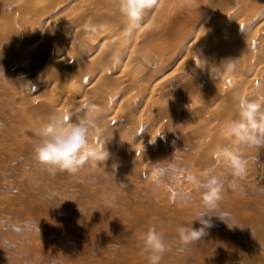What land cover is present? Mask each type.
<instances>
[{
    "label": "rangeland",
    "instance_id": "374dc122",
    "mask_svg": "<svg viewBox=\"0 0 264 264\" xmlns=\"http://www.w3.org/2000/svg\"><path fill=\"white\" fill-rule=\"evenodd\" d=\"M205 1L201 10L205 12L198 13L199 23L191 19L194 17L181 4L168 11L164 35L169 39L179 32H193L189 40L192 43L205 15H212L217 9L227 13L234 0ZM241 1L245 5L255 2ZM10 3L12 0H0V13ZM75 11L72 3L59 4L44 20L34 19L29 24L23 23L26 20L23 14L14 10L8 22L0 17V23L17 24L16 37H24L22 43H26L32 27L39 21L38 34L28 42L33 46L41 42L45 24L54 23L55 31L71 28ZM249 12L242 7L236 17ZM104 24L103 19L90 22V35L93 27L100 30ZM155 26L163 28L162 23ZM204 26L207 42L210 29ZM260 40L255 45L259 56L264 53V33ZM208 41L211 44V39ZM174 50L177 48L173 53ZM23 52L12 49L5 59L0 56V264H149L147 257L140 254L138 243L148 227H155L169 244L160 264H264V148L243 149L246 173L237 179L234 190L225 184L223 199L210 211L215 216L205 217L211 220L212 227L206 229L204 238L181 252L176 232L180 225L201 227L195 220L199 218L197 213L206 209L193 178L217 163L213 159L216 145L228 142L227 139L223 142L221 136L224 122L236 115L231 96L243 94L255 98L256 94H264V57L249 77L238 72L228 74L229 84L239 91L232 89L233 94L223 97L203 91V103L218 105L222 113L195 112L197 108L189 100L196 79L182 87L185 94L182 103L189 104L186 105L189 109L195 108L193 112L190 114L188 110V116L184 114L182 120L176 118L162 129L156 126L159 130L155 129L151 120L142 118L138 132L125 130L121 118L109 123L105 116L112 111L104 112L99 119L101 129L139 145L141 153L136 159L142 170L128 169L120 163L121 157L109 152L108 159L97 167L85 165L75 174L59 171L53 174L33 154L35 130L50 116L35 112L33 105L50 97L52 85L40 71L33 70L34 65L26 61ZM122 54L125 62L127 52ZM183 57L180 53L158 80L168 82L175 77L174 70ZM67 69L59 67L57 73L63 75ZM137 72L144 75L145 70L139 68ZM86 100L95 103L92 92L86 95ZM80 105L70 102L68 107L74 113ZM156 144L162 145L160 150L153 148ZM217 174L226 181L232 179L222 164L217 166Z\"/></svg>",
    "mask_w": 264,
    "mask_h": 264
},
{
    "label": "bare ground",
    "instance_id": "6f19581e",
    "mask_svg": "<svg viewBox=\"0 0 264 264\" xmlns=\"http://www.w3.org/2000/svg\"><path fill=\"white\" fill-rule=\"evenodd\" d=\"M12 2L10 7L0 13L1 19L6 22L13 17L14 10L23 14L26 19L23 23L29 21V24L34 19L44 20L59 4L72 3L74 11L76 10L71 17L73 23L71 28L67 31H55L54 23L45 24L41 31V42L33 46H29L28 42L33 35L38 34L39 21L38 23L35 21L36 26L32 24L35 27H32L31 36H28L26 43H22L25 41H22L24 37H16L17 24L13 22L11 26H5L4 23H0V56L5 59L11 54L12 49L23 50L26 61L34 65L33 70L36 68L41 76L50 80L52 85L50 97L33 105L35 112L46 115L70 114L72 113V109L68 107L70 102L81 105L88 103L86 95L92 92L98 107L96 115L99 119L104 112L109 113L111 110V115L105 116L107 122L113 123L121 118L125 130L133 129L138 132L142 118L145 121L151 120L154 127L162 129L170 121L187 115L188 112L191 114L190 111L195 109H189V104H186L188 106L183 104L185 94L182 91V87L193 79H196V87L189 101L192 107L197 108L195 112L198 115L209 112L218 114L220 111L222 113V108L216 104L210 105L209 102L204 104L203 91H211L218 97L233 94L232 89L239 91V88H233L229 84L228 74H219L221 69L218 66L221 62L226 59L235 60L237 66L235 72L246 77L254 73L263 62L264 53L261 56L257 55L255 45L261 43L260 35L264 33L262 7L264 0H255L254 4L250 5H245L241 0H234L229 5L230 8L227 6V13L217 9L212 15H205L203 25L197 29V36L192 43H189L190 34H193L190 31V34L187 31L189 35L179 32L169 39L164 35V23H167L169 18L167 13L179 8L181 4L194 17L191 19H196L197 22L198 13L202 15L205 12H201L205 0H153L141 21L138 29L141 31L137 30L138 34L132 33L130 36L124 33V18L119 13L118 0H12ZM242 7H246L250 12L236 17ZM95 19H103L105 24L90 35L89 29L92 28L90 22ZM161 23L163 28L158 26L157 29L155 24ZM205 24L210 29L207 38L211 39V44L207 38L205 42L203 36L206 32L203 30ZM147 31L149 34L145 33ZM144 43L147 46L143 47ZM96 45L97 48L94 47ZM174 48H177L176 52L174 50L175 53L172 52ZM123 52H127L128 55L125 62L122 61L125 58ZM180 53H183L184 57L174 70L175 77L168 82L165 81L166 83L159 81L158 76L168 70V66ZM59 67L69 69L63 75H59L57 73ZM139 68L145 70L144 75L137 72ZM109 99L112 100L111 107L108 106ZM156 127L155 129L159 130ZM101 128L95 140L106 145L111 154L121 157L124 162L120 163H124L128 169L132 167L133 170H142L143 166L136 159L141 153L139 145L118 135L110 136ZM221 137L223 142L227 139L223 135ZM160 146L162 145L156 144L153 148L160 150Z\"/></svg>",
    "mask_w": 264,
    "mask_h": 264
},
{
    "label": "clouds",
    "instance_id": "9594fccd",
    "mask_svg": "<svg viewBox=\"0 0 264 264\" xmlns=\"http://www.w3.org/2000/svg\"><path fill=\"white\" fill-rule=\"evenodd\" d=\"M152 3L153 0H118L119 13L124 18L125 35L130 36L139 29ZM236 67L235 60L226 59L218 66L221 69L219 74L233 73ZM234 102L236 115L227 119L222 128L228 142L216 145L213 152V159L217 163L204 170L200 177L193 178L206 211L197 213L199 218L195 221L201 227H193V224L177 227L181 252L204 238L206 229L212 227L211 220L205 217L215 216L210 211L216 209L223 199L225 184L234 190L237 179L245 175L247 160L243 156V149L264 148V94H256L255 98L236 94ZM111 104L112 100L109 99L108 106L111 107ZM97 112L95 103H84L74 113L51 114L35 130L37 140L33 145V154L37 162L53 174L57 171L75 174L85 165L97 167L106 161L109 157L106 145L95 140L100 131ZM220 164L232 177L231 180L226 181L217 174V166ZM138 243L140 254L147 257L149 264H160L164 254L169 251L164 235L155 227H148Z\"/></svg>",
    "mask_w": 264,
    "mask_h": 264
}]
</instances>
